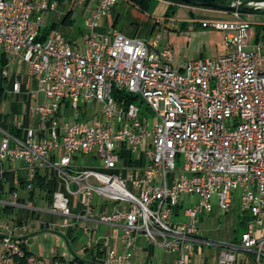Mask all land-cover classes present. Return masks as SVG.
<instances>
[{"label":"built area","instance_id":"1","mask_svg":"<svg viewBox=\"0 0 264 264\" xmlns=\"http://www.w3.org/2000/svg\"><path fill=\"white\" fill-rule=\"evenodd\" d=\"M115 2L98 0L78 50L58 31H46L43 15L57 11L58 0H0V48L10 58L0 74L7 78L10 67L25 65L38 82L31 96H44L31 107L38 126L17 123V135L0 125V189L5 162H19L27 190L38 170L57 182L49 209L67 226L79 219L120 226L123 251L109 249L103 264H133L139 233L174 254V264H206L204 256L193 259L205 245L221 247L216 264H249L245 255L264 264V37L246 44L249 20L240 13L203 22L223 32L225 52L176 67L172 48L156 39L116 28L98 35L99 19ZM21 88L20 79L11 81V92ZM125 93L145 103L148 115L140 118L136 102L115 96ZM90 155L100 163L82 162ZM188 194L198 201L181 210ZM11 195L0 207H21L18 192ZM236 200L247 217L239 240L200 237V217L214 207L231 212ZM11 223L0 214L4 263L9 254L22 255ZM28 262L46 264L33 255Z\"/></svg>","mask_w":264,"mask_h":264},{"label":"crops","instance_id":"2","mask_svg":"<svg viewBox=\"0 0 264 264\" xmlns=\"http://www.w3.org/2000/svg\"><path fill=\"white\" fill-rule=\"evenodd\" d=\"M127 1V0H126ZM160 1L159 3H163L164 0H158ZM162 1V2H161ZM59 5L57 8V11L55 12H47L43 15L44 17V26L46 27V31L48 32H53V31H58L61 33L67 40L70 41L71 45L73 48L82 50L84 48V39L85 35L87 33L86 27H85V20L87 18H90L93 13L95 12V9L98 4V0H85L82 3H75L74 0H61L58 1ZM168 2V1H166ZM132 4L127 2H124L122 0H116L115 4H113L106 12L105 14L99 19L98 21V26L96 28V32L100 37L105 36L107 31L110 28H116L120 32H122L124 35L129 36V37H138L141 39L147 40L145 37L142 35H138L137 33V27H134V23L138 17L141 18V20L145 19V12H139L136 6V8H133L131 6ZM173 4H170V6ZM150 12V11H149ZM53 13V19L51 23L48 22L50 14ZM226 17H222L218 20H233L235 18L234 13L227 12ZM83 16L84 21H83V26L78 28V33L79 35L83 38V41L81 45H77L76 43V34L75 30L73 28V24L75 22V18ZM67 17L66 21L65 18ZM243 17L245 18L244 14ZM259 21H262L261 18H259ZM257 23H260V22ZM50 29V31L48 30ZM152 31H150L151 33ZM195 33V32H192ZM147 34V33H146ZM69 35L72 36V40L69 39ZM256 40V36L254 37L253 41ZM76 44V45H75ZM199 56L202 57V53H199ZM9 56L3 51L2 48H0V69L4 67L6 64L9 62ZM194 59V58H190ZM187 60V59H185ZM184 59L178 64V66L175 65V60H174V65L176 67H179L184 61ZM18 78L22 82V88L21 91L18 94H15L10 91V83L13 79ZM38 82L36 79L28 75L27 72V67L25 65H16L14 67H10V74L7 78H3L0 74V125L3 127L10 128L11 131L15 130L18 132V134H22V130L16 126L17 123H22L23 127H36L38 126V120L36 118V115H34L31 112V107L34 106L37 102H42L44 101V96L37 91L34 92V95L31 96V91H34L37 89ZM13 100L9 101L8 104H2V101L4 102L5 100ZM24 104V110H21V105ZM22 113V115H21ZM82 162L88 163L84 161V158L82 159ZM96 164V163H95ZM5 167L9 169L6 175V179L4 183L1 185L0 189V199L1 200H9L8 196L12 194L14 191L20 192L19 196V203L21 204L20 206H13L11 207V211L4 212L2 211V217L5 220H11V225L12 228H15L14 235L15 237L21 242L24 243L27 249L32 253L33 256L40 257L42 258L45 262L48 261L49 264L53 262V258L57 257V260L54 262V264H61L58 260L60 258H63V264H65V261H70L72 260H77L78 258L71 257L69 256H57V254H53V247L49 244L47 246L46 251L44 252L43 255H40L39 253V248L38 246L36 247H30V241L33 240V237L31 236L33 233L31 231L32 227H35L37 223L41 227H51L55 229H61V231L64 232L66 237L70 240H72L75 237L76 231L83 232L87 235H89V244L86 245V250H89L90 248L88 247L89 245L91 246L90 253L92 256L95 255L94 260L96 262H99L103 264L104 262V256L107 253L108 249L105 247L106 241L111 240L112 237H117L118 239V246L113 247L117 252H122V244L120 241V235L122 232V228L120 226H114V225H107L109 228V232L106 234L100 233L99 236H97L93 241L92 237L99 231V227L101 224L93 222V221H88L85 219H79L77 222H75L71 226H67L65 224V218L49 209V205L42 198V200L45 201L47 204L46 206L42 205L41 207L36 206L34 204L35 200V194L34 192L30 193L31 190H27L26 187H20V181L21 178L25 177L24 171L22 170L21 163L17 162L15 164H10L9 162H5ZM54 180H47V182H51ZM57 184V182L55 181ZM59 187V184H58ZM35 191V190H34ZM77 199V197H75ZM41 200V199H40ZM33 202V205H32ZM184 205V200H182V205H181V210ZM3 206L0 208L2 209ZM27 207H31L32 210L30 213L26 212L28 209ZM15 208L17 209V213L15 215V218L12 217L13 213L15 212ZM236 208V207H235ZM107 212H110L113 209V204L107 202L106 203V208ZM218 209V208H215ZM219 210V209H218ZM102 211V209H101ZM181 212V211H179ZM212 213L207 214L210 216ZM206 216L202 215L199 219L198 223V234L200 236L199 230H201L203 226V219ZM106 225V224H104ZM233 223L230 224L232 226ZM88 227V230L85 231L83 228ZM236 232L237 229L234 230V237L233 239H223L221 241H216V242H232L236 240ZM202 237V236H200ZM204 238V237H202ZM139 238H136L135 240V250L138 253H147L146 255V261L145 262H150V257L154 253V245H149L148 247L144 246V243L141 238L140 242V247H137V240ZM207 239V238H205ZM149 242V241H148ZM204 249H207L209 251H212L209 255L204 254ZM134 250V251H135ZM221 250V247L219 246H208L205 245L201 248V252L198 254H195L196 257L198 256V260L195 262H198L201 256H204L206 258V264H216L218 254ZM95 251V252H94ZM95 253V254H93ZM49 254V255H47ZM2 255V247L0 245V258ZM173 259L176 258L174 254ZM49 256V257H46ZM215 257V259H214ZM250 257V256H249ZM246 259V258H245ZM132 260V259H131ZM76 262V261H75ZM47 264V262H46ZM174 264V263H173Z\"/></svg>","mask_w":264,"mask_h":264},{"label":"rangeland","instance_id":"3","mask_svg":"<svg viewBox=\"0 0 264 264\" xmlns=\"http://www.w3.org/2000/svg\"><path fill=\"white\" fill-rule=\"evenodd\" d=\"M122 1L127 2L126 0ZM159 2L160 1L158 0H152L151 7L149 9L150 12H145V19L141 20V18L138 17L136 20H133L136 21L133 25L134 27H137L138 35H142L147 39V41L153 42L156 39L158 40L159 46L172 48L175 56L176 66H178V64L183 59L185 60L190 58H199L200 52L202 53V57L204 58H214L225 52L223 32L212 27H203L202 23H214L215 21H218V19L226 17L228 15L227 12L215 10L212 8L192 6L184 3H173L172 7L175 12L169 16H166V11L170 7V4H172V2ZM136 10L142 12L138 7ZM53 16V13H51L48 20L49 23H51ZM244 16L247 20H249V23L251 22L247 31L246 39V44H250L255 37V24H257L259 18H261V20L264 19V14H244ZM83 21V16H79L75 18V22L73 24V28L75 30L74 32L76 34V43L79 46L81 45L83 38L79 35L78 28L83 26ZM150 31L152 32L150 33ZM68 37L70 40H72L71 35H69ZM13 100L11 99L5 100L4 102L2 101L1 106L3 103L8 104L9 101ZM136 103L140 107V113H142L140 114V118H143V114L148 115L146 104L142 103L141 100H138ZM21 110H24V104L21 105ZM133 155V157H135L136 154ZM91 156L92 155L85 156L84 161L88 163H100L98 160L92 161L90 158ZM18 194L20 196L21 193L18 192ZM34 194V204L36 206L41 207L42 205H47L45 201L40 197L45 195L44 191L36 188ZM11 196V194L8 196L9 200H11ZM181 199L184 200L183 208L195 204L198 201V197L193 194L184 195ZM108 202L111 203L110 200ZM237 203L238 201L236 200V208L234 207V210H232L231 212L225 213L224 211L215 209L216 207H214L212 212H210L212 213L210 216L205 214L204 216L206 217L203 219V226L201 230H199L200 236L213 241L233 239L234 230L237 229L236 240L238 241L241 232L246 228L247 217L245 218V216L239 212ZM26 212L30 213L29 210H27ZM16 213L17 209L15 208V212L13 213L12 217L15 218ZM243 220H245V225L242 226L241 222ZM231 223H233L232 226H230ZM108 230L109 228L107 227V225L101 224L99 227V231L95 235H93L92 242H94L95 238L99 236L100 233L106 234L107 232H109ZM31 231L33 233L31 236L34 237L33 240L29 243L30 247L32 248L38 246L40 255L44 254V252L46 251L45 249H47V246L50 244L53 247L52 253L54 255L57 254L58 257L60 255H70L71 257L76 256L78 258L77 260H72V262L65 261V264H79L77 261H83L85 262L84 264H101L94 260L95 255H91L90 245L88 246L90 249L86 250L85 247L89 244V235L83 232L76 231L75 237L70 240L66 237L64 232L61 231V229H55L46 226L41 227L39 223H37L35 227H32ZM136 238H139L137 240V247H140L141 238L145 247L152 245L150 242H148L147 237L143 233H139ZM116 246H118L117 237H112L110 242L106 241L105 243V247L108 250L113 249V247ZM134 250L135 249L131 250L132 263L143 264L146 261V255L148 254L139 252V249L137 250L138 253L136 252V250ZM211 252L212 251L204 249L205 255H209ZM149 257L151 264H173L175 261L172 254L158 245L154 246V253ZM245 258V261H248V263L250 264L251 258L249 257V255H245ZM193 259L194 261L198 260V256L196 257L195 255ZM46 262L47 264H49L48 261Z\"/></svg>","mask_w":264,"mask_h":264},{"label":"trees","instance_id":"4","mask_svg":"<svg viewBox=\"0 0 264 264\" xmlns=\"http://www.w3.org/2000/svg\"><path fill=\"white\" fill-rule=\"evenodd\" d=\"M58 1H61V0H58ZM129 3H131L133 6H136L139 8L140 11L142 12H149V9L151 7V2L152 0H127ZM222 1L223 3H230L232 2L233 0H220ZM172 4L173 3H183V2H180V1H171ZM185 4V3H184ZM174 9L172 7V5L167 9L166 11V16H169L171 15L172 13H174ZM245 13H248V14H264V11L260 10V9H252L250 11H247ZM67 17L65 18V21H66ZM263 22H260V23H257L255 24V36H256V40L259 39L260 37H264V19L262 20ZM251 23V22H250ZM249 23V25H250ZM50 31V29H48ZM116 97H118V99H124L125 100V103L124 104H127L129 102H137V97L135 96H132L130 94H123V95H116ZM11 130V129H10ZM14 132V130H12V133ZM15 133L18 135V132L15 130ZM27 185V181L24 178H21V181H20V187H26ZM31 185H32V190L30 193L34 192V190L37 188L39 190H42L45 192V195L42 196V198L44 200H46V202L48 203V205L51 204V201H52V193L53 191L56 189L57 185L55 183V181H51V182H47L45 177H44V174L41 170H38L36 171L35 173V178L32 180L31 182ZM11 207H8V206H5V207H2V209L0 208V214L2 215V211L4 210V212H8V211H11ZM245 220H243L241 222V225H245L244 222ZM21 246V250H22V255H18V254H13V255H7L6 256V259H8V262L7 263H4L3 260L0 258V264H30L28 262V258L30 256H32V253L27 249V247L25 246L24 243H21L20 244ZM39 259L43 260L42 258L39 257ZM57 260V257H54L53 258V262L52 264H54V262ZM61 264H63V258H60L58 260ZM79 264H84L85 262L83 261H77Z\"/></svg>","mask_w":264,"mask_h":264},{"label":"water","instance_id":"5","mask_svg":"<svg viewBox=\"0 0 264 264\" xmlns=\"http://www.w3.org/2000/svg\"><path fill=\"white\" fill-rule=\"evenodd\" d=\"M164 1H180L185 4H189L197 7L212 8L219 11L247 14L245 12L254 9L253 3H264V0H245L235 3H223L220 0H164ZM264 11L263 9H260Z\"/></svg>","mask_w":264,"mask_h":264}]
</instances>
